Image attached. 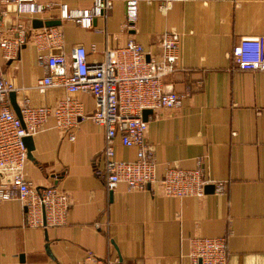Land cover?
I'll use <instances>...</instances> for the list:
<instances>
[{"label": "crops", "instance_id": "crops-1", "mask_svg": "<svg viewBox=\"0 0 264 264\" xmlns=\"http://www.w3.org/2000/svg\"><path fill=\"white\" fill-rule=\"evenodd\" d=\"M89 8L92 0H36ZM86 29L60 20L56 8L33 19L17 16L13 4L0 0L5 35L17 22L26 28L35 19L59 20L62 50L67 57L82 44L89 62L133 39L147 54L161 52L162 34L180 36L177 69L163 78L166 91L183 95L177 109H160L148 117L146 142L152 145L160 178L168 165L193 169L202 163L211 179L227 182L226 191L207 189L203 197H168L152 184L128 190L125 183L106 189L101 156L104 128L89 117L71 129L56 127L49 116L32 135L31 158L24 176L37 186H56L68 195L66 221L48 228L29 227L18 200H0V264H72L88 251L120 264H189L192 236L227 235L226 264H264V71L242 70L230 56L242 37L264 36V0H185L159 9L162 0H139L138 17L124 28V0ZM44 19V20H43ZM44 27V26H43ZM42 28V27H40ZM34 33V32H33ZM33 40L22 45L16 59L0 52L3 77L20 108L24 98L34 107L54 106L67 94L63 87L39 92L37 80L46 65ZM90 115L94 99L76 92ZM15 113V111H14ZM73 135V139L70 136ZM115 159L134 161L136 148L114 145Z\"/></svg>", "mask_w": 264, "mask_h": 264}, {"label": "built area", "instance_id": "built-area-1", "mask_svg": "<svg viewBox=\"0 0 264 264\" xmlns=\"http://www.w3.org/2000/svg\"><path fill=\"white\" fill-rule=\"evenodd\" d=\"M13 4L15 14L35 18L54 8L60 20H71L83 28L93 27L97 17L111 8L110 0H92L89 8H71L65 3H40L36 0H5ZM150 3L151 0H145ZM185 0H162L159 9L166 12L171 4ZM124 28H131L138 17L139 0H124ZM5 12L0 10V52L6 59H16L22 45L32 39L46 65V74L37 80L35 88L44 92L49 87H63L67 94L52 107L30 105L24 98L20 105L22 121L5 100L12 85L3 77L0 63V200H18L25 209V223L29 227L48 228L65 223L68 212V195L56 186H37L24 176L28 151L24 137L40 131L49 116L61 129H71L89 117L104 128V146L101 156L105 166L103 179L106 189L113 192L120 183L128 190H144L152 184L168 197H203L206 187L213 186L215 193L226 191L224 181L209 177L202 163L193 169L173 164L165 167L156 177V163L152 145L146 142L147 121L142 113L148 109H177L183 95L166 91L163 78L174 73L179 58L180 36L165 32L158 56L147 54L143 46L128 40L125 45L108 49L101 61L89 62L84 45L76 44L67 57L62 50V33L56 26L37 29L26 28L17 22L5 35L1 28ZM44 20V19H43ZM34 32V33H33ZM230 56L242 70L264 71V36L242 37ZM76 92L89 93L94 99L90 115L83 111V103L73 96ZM151 117V114L148 115ZM126 147L136 148L134 161L115 159L116 138ZM73 135L70 139H73ZM189 264H226L227 235L220 237L192 236L188 240ZM72 264H120L118 258H101L88 251L85 258Z\"/></svg>", "mask_w": 264, "mask_h": 264}, {"label": "water", "instance_id": "water-1", "mask_svg": "<svg viewBox=\"0 0 264 264\" xmlns=\"http://www.w3.org/2000/svg\"><path fill=\"white\" fill-rule=\"evenodd\" d=\"M57 25H60V21L59 20H46V21H42V20H38V19H35L32 21V26L34 28H40V27H51V26H57ZM11 97L13 99V102H12V108L14 109L15 111V114L17 115V117L22 121V116H21V113H20V108L18 107L17 103H16V100H15V92H12L11 94ZM151 113V110H144L143 113H142V116H143V119L144 120H148V115ZM24 143H25V146L27 148V151H28V157L31 158V151L33 150V144H32V136H26L24 137ZM210 188L211 191L213 190V186L212 185H209L206 187V190Z\"/></svg>", "mask_w": 264, "mask_h": 264}]
</instances>
